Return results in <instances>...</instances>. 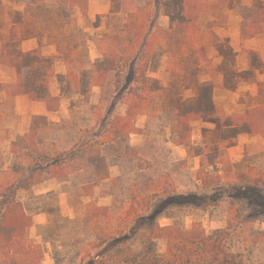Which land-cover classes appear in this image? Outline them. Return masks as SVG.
Returning a JSON list of instances; mask_svg holds the SVG:
<instances>
[{
	"label": "rangeland",
	"instance_id": "374dc122",
	"mask_svg": "<svg viewBox=\"0 0 264 264\" xmlns=\"http://www.w3.org/2000/svg\"><path fill=\"white\" fill-rule=\"evenodd\" d=\"M149 1L154 2L149 42L153 40L158 44L161 37L157 30H169L171 24L168 19L160 18L163 13L159 0H125L124 6L130 11ZM127 13L123 12L112 21L95 19L94 23L80 17V24L85 28L102 25L101 31L94 33V41L103 51L106 32L117 31ZM75 14V11L70 14L65 7H59L50 20L55 27L67 26L68 34H71L69 45H74L69 55L75 58L70 67L77 70L89 60L86 39L92 40V37L77 27ZM70 19L73 20L71 23ZM97 34H102L103 38H97ZM154 51L149 74L167 86L172 81L167 72V53L158 46ZM252 63L254 68L264 67L256 52L252 54ZM80 84L84 93L76 94ZM87 85L86 76L82 77L81 83L77 76H68L63 91H66L65 98L68 97L65 103L71 107L69 123L62 130H50L30 149L50 152L51 159L60 162L71 173L97 169L98 166L89 161L90 152L97 150L104 155L107 164L115 163L113 178L92 185L85 192L66 186L63 205L58 198V189H50L53 193L33 198L21 193V199L33 215L31 236L42 247L43 264H87L99 252L97 246L113 237L123 241L118 243L119 248L135 253L147 248L161 251L165 248L164 242L152 239L158 227L173 225L189 229L194 223L209 233L223 232L232 252L241 256L243 264H264V140L257 139H264V136L239 134L236 127H233L236 130L224 127L221 118L226 117L225 110L218 104L222 112L217 119L204 116L191 121L193 145L220 146L237 135H245L248 141L240 146L236 141L228 149H220L219 153L226 154L230 166L225 170L221 165L210 168L220 178H215L214 185L205 187L198 179L199 157H190L185 145L172 131L171 114L160 112L156 117L138 118L139 131L132 134L130 145L128 137L117 136L124 126H118L117 118L125 116L131 90L123 75L113 74L106 88L95 93ZM180 93L186 102L196 98L192 89ZM25 153H20L19 162L29 168L35 159ZM100 154L98 156L102 158ZM8 161V158L1 161L2 167V163L8 166ZM76 181L73 184L80 186ZM43 190L42 187L38 192ZM85 193L89 195L85 196ZM194 196L210 200L202 202ZM105 260V264H113L111 259Z\"/></svg>",
	"mask_w": 264,
	"mask_h": 264
},
{
	"label": "trees",
	"instance_id": "16d2710c",
	"mask_svg": "<svg viewBox=\"0 0 264 264\" xmlns=\"http://www.w3.org/2000/svg\"><path fill=\"white\" fill-rule=\"evenodd\" d=\"M60 1L70 14L76 7L81 8L84 14L86 12L88 0ZM158 3L163 15L171 20L169 30H157L161 37L158 44L153 40L149 42L154 4L149 1L144 6L130 10L123 26L106 37L102 59L91 66L89 85L90 88L105 89L115 74L123 75L126 85L131 89L126 115L117 118L118 126L124 125L122 132L118 130L117 136L137 133L139 128L136 122L141 116L156 117L160 112L171 114L172 131L185 145L190 157H199L198 179L205 187H209L214 185L215 178H220L210 168L221 165L225 170L230 166L226 154L219 153L220 149H228L236 141L223 142L220 146L193 145L189 124L200 117L217 119L221 116V107L213 101L216 84L202 82L201 77L213 76L216 72L207 51L215 44L213 29L224 24L222 7L226 5V0H159ZM124 5L125 0H111L110 13H120ZM234 9L242 17L246 36H254L261 31L264 1H258L253 7L234 6ZM10 43L4 46L2 55ZM156 46L167 53V71L172 77L169 86L148 75ZM54 61V58L43 57L39 50L6 54L1 63L16 69L17 83L0 84V95L6 89L11 97L27 95L34 101L43 102L49 112H56L60 98L54 96L50 89ZM186 89L196 92L194 101L186 102L180 93ZM263 118L264 107H255L248 110L246 115L232 114L221 118V124L227 128L236 127L239 134L264 136ZM47 124L45 117H33L30 135L13 145V153L17 156L12 168H0V264H43L42 247L30 235L33 219L25 210L20 195L30 193L33 186L48 178L70 174L60 162L51 159L50 152L40 148H34L35 151L30 149L31 145L36 144L39 129ZM20 153L33 155L35 163L26 168L19 162ZM99 154L97 150L89 154V161L98 166L94 170L95 183L109 178L105 160L99 158ZM194 198L202 202L210 200L208 197ZM117 239L113 237L97 246L99 252L87 264H105V259H111L113 264H243L241 256L232 252L223 232L209 233L198 223L192 224L189 229L173 225L158 227L152 239L164 242L165 248L161 251L147 248L135 253L130 249L119 248L118 243L123 241Z\"/></svg>",
	"mask_w": 264,
	"mask_h": 264
},
{
	"label": "crops",
	"instance_id": "0c3cea01",
	"mask_svg": "<svg viewBox=\"0 0 264 264\" xmlns=\"http://www.w3.org/2000/svg\"><path fill=\"white\" fill-rule=\"evenodd\" d=\"M215 1L217 0H211L210 2ZM258 1L264 0H226V5L222 7V12L225 16L224 24L213 29L215 44L208 48L207 53L208 57L212 60L216 72L213 76L207 75L201 77V81L216 84L213 92V100L215 104L224 108L226 116L232 114L244 115L252 108L264 107V67L261 69L257 67L254 68L252 63V54L256 52L260 55L264 65V24L258 34L249 37L246 36L242 17L234 9V6L253 7ZM59 7L62 9L64 7L60 0H0V60L4 61L6 54L16 55L17 52H30L35 50H39L45 58H54V76L50 81V89L54 96L60 98L59 109L56 112H49L43 102L34 101L27 95L11 97L7 89L1 93L0 168L2 170H9L12 168L14 159L17 156L13 153V145L25 136L30 135L33 117H45L48 122L46 126L39 129L36 143L39 142L43 136L46 137L50 130H57V128H61L62 130L63 126L69 123V110L71 107L69 108L70 104L65 103L68 97L65 98L64 94H66V91H63L69 75H74V77L77 76L80 83L82 82V77L86 76L88 82L87 86L90 88L91 66L94 62L102 59L103 52L98 49L97 41H94V33H99L102 29V25L96 27L88 26L87 28L81 27L80 17L88 18L91 23H94L93 20L97 19L98 16L102 17L100 20L106 19L112 21L115 17H120L123 12H129L128 9L125 8L126 6H124V9L120 13L111 14V0H88L85 14L79 7L74 9L76 12L77 27L83 29L84 32L92 37V40L89 38L86 39L89 53L88 62L75 70L73 67H70V63L75 61V58L69 55V50L71 47L73 48L74 45H69L71 44V34H68L66 29L67 26L61 25L55 27L51 24L50 16H52L53 12ZM127 15L128 13L125 16L123 24L126 21ZM48 16L50 18H48ZM160 18L171 21L170 18L165 15H162ZM66 25L68 24L66 23ZM106 33L109 35L111 32L107 31ZM108 35H106V37ZM96 37L102 39L103 35L97 34ZM9 42L11 43L9 46H6V52L2 55L5 51L4 46ZM99 42L101 43V41ZM1 61L0 84H16V69L12 66L2 64ZM152 61L153 58L151 62ZM150 72L151 70L149 69L148 75L153 77L149 74ZM247 73H252L253 75L247 76ZM58 82H60V86ZM169 85L170 83L167 86ZM79 88L80 90H78L76 94H83L84 92L83 89H81V84ZM90 89L92 93H95L100 91L101 88L91 87ZM91 103L93 102L91 101ZM141 117L148 118V116ZM230 129L236 130V128L233 127L229 128V130ZM54 137L57 136L55 135ZM126 137L129 138L130 145H132L133 135L130 134ZM257 139L264 140L260 137ZM232 140L239 142L238 146L244 141L248 142L245 135H237V137ZM100 155L104 158L102 153ZM6 158H8L9 164L5 166L4 164L6 163H2V167L1 161H5ZM104 160L106 159L104 158ZM105 166L108 170L109 178L98 183H95L96 177L94 175V170L89 171L81 169L75 173L70 172L69 175L63 177L48 178L33 186L30 193H26V195L29 198H33V196H40L43 195V193L45 195L53 193L50 192V189H53L52 191L58 189V198L63 205L64 199L67 196V191L63 190L66 186H71L72 188L76 187L79 188L78 190L85 192V190L92 187V185L110 181L113 178L112 171L113 168H115V163L107 164L106 160ZM63 168L69 172L64 165ZM74 180L79 182L80 186L73 184L75 182ZM42 187L44 188L43 192H38ZM88 195L89 194L85 193V196ZM21 201L24 204L25 210L33 219V215L29 212L24 201L22 199ZM33 228L34 222L31 230Z\"/></svg>",
	"mask_w": 264,
	"mask_h": 264
}]
</instances>
